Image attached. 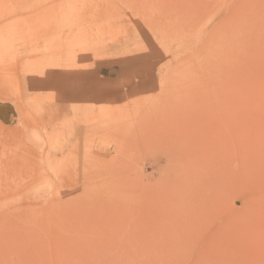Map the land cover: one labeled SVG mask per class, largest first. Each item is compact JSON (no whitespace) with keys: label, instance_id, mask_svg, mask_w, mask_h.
<instances>
[{"label":"rangeland","instance_id":"374dc122","mask_svg":"<svg viewBox=\"0 0 264 264\" xmlns=\"http://www.w3.org/2000/svg\"><path fill=\"white\" fill-rule=\"evenodd\" d=\"M0 264H264V0H0Z\"/></svg>","mask_w":264,"mask_h":264},{"label":"bare ground","instance_id":"6f19581e","mask_svg":"<svg viewBox=\"0 0 264 264\" xmlns=\"http://www.w3.org/2000/svg\"><path fill=\"white\" fill-rule=\"evenodd\" d=\"M33 5H34V4H33ZM186 134H187V133H186ZM186 134H185V135H186ZM179 136H182V135H179ZM228 154H229V153H228ZM225 156H226V155H225Z\"/></svg>","mask_w":264,"mask_h":264}]
</instances>
